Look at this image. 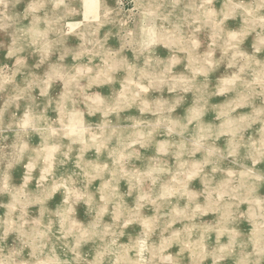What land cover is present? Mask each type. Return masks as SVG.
<instances>
[{"label": "rangeland", "instance_id": "obj_1", "mask_svg": "<svg viewBox=\"0 0 264 264\" xmlns=\"http://www.w3.org/2000/svg\"><path fill=\"white\" fill-rule=\"evenodd\" d=\"M0 264H264V0H0Z\"/></svg>", "mask_w": 264, "mask_h": 264}, {"label": "bare ground", "instance_id": "obj_2", "mask_svg": "<svg viewBox=\"0 0 264 264\" xmlns=\"http://www.w3.org/2000/svg\"><path fill=\"white\" fill-rule=\"evenodd\" d=\"M261 201V200H260ZM55 251V250H54ZM42 261V260H41Z\"/></svg>", "mask_w": 264, "mask_h": 264}]
</instances>
